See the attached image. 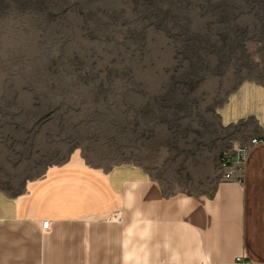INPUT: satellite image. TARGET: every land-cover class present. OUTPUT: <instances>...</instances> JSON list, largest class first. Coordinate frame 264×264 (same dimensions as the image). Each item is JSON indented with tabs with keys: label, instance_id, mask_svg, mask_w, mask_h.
I'll use <instances>...</instances> for the list:
<instances>
[{
	"label": "rangeland",
	"instance_id": "1",
	"mask_svg": "<svg viewBox=\"0 0 264 264\" xmlns=\"http://www.w3.org/2000/svg\"><path fill=\"white\" fill-rule=\"evenodd\" d=\"M245 81L264 83V0H0V192L80 160L212 196L258 133L219 113Z\"/></svg>",
	"mask_w": 264,
	"mask_h": 264
},
{
	"label": "crops",
	"instance_id": "2",
	"mask_svg": "<svg viewBox=\"0 0 264 264\" xmlns=\"http://www.w3.org/2000/svg\"><path fill=\"white\" fill-rule=\"evenodd\" d=\"M247 120L263 142L245 182L212 196L168 195L140 172L0 198V264H264V91L224 125Z\"/></svg>",
	"mask_w": 264,
	"mask_h": 264
},
{
	"label": "bare ground",
	"instance_id": "3",
	"mask_svg": "<svg viewBox=\"0 0 264 264\" xmlns=\"http://www.w3.org/2000/svg\"><path fill=\"white\" fill-rule=\"evenodd\" d=\"M264 91V83L256 81H245L241 83L235 91L229 96L226 103L220 108L222 123L225 124L240 110L248 105L253 99ZM143 172L135 166H118L112 170H102L92 167L83 161H68L62 166L50 168L46 177L28 184L26 192L32 193L59 187H65L75 184L92 182L102 179L119 177ZM10 197L0 192V198ZM46 221L43 222V229Z\"/></svg>",
	"mask_w": 264,
	"mask_h": 264
},
{
	"label": "built area",
	"instance_id": "4",
	"mask_svg": "<svg viewBox=\"0 0 264 264\" xmlns=\"http://www.w3.org/2000/svg\"><path fill=\"white\" fill-rule=\"evenodd\" d=\"M263 142L262 138L255 137L244 145H234L230 150L225 151L220 157V168L224 181L243 184L245 182V169L251 149ZM50 222L46 221L45 228H49Z\"/></svg>",
	"mask_w": 264,
	"mask_h": 264
}]
</instances>
